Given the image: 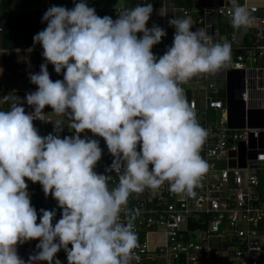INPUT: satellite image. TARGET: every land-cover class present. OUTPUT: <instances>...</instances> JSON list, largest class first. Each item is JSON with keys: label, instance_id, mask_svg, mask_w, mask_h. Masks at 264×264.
Segmentation results:
<instances>
[{"label": "clouds", "instance_id": "obj_1", "mask_svg": "<svg viewBox=\"0 0 264 264\" xmlns=\"http://www.w3.org/2000/svg\"><path fill=\"white\" fill-rule=\"evenodd\" d=\"M231 4L233 29L248 28L249 9ZM152 12L151 3L137 5L113 20L80 0L72 9L53 5L44 13L47 27L33 42L45 63L29 77L37 90L23 99L5 96L10 110H0V264H53L61 249L68 264H131L139 260V242L129 196L165 183L177 195H195L209 170L201 156L208 131L181 85L224 67L232 45L192 31L190 17H174L172 46L157 58L151 49L167 33L146 27ZM49 63L57 74L66 69L63 80L50 79ZM25 101L33 112H25ZM46 106L61 119L52 122L56 135L42 137L33 121H49ZM63 118L75 134L60 138ZM86 131L102 137L114 157L107 171L119 174V184L111 190L109 176L94 171L102 149L98 140L81 138ZM26 179L57 201L62 218L55 225V209H41L37 223ZM35 239L39 251L25 262L17 245Z\"/></svg>", "mask_w": 264, "mask_h": 264}, {"label": "built area", "instance_id": "obj_2", "mask_svg": "<svg viewBox=\"0 0 264 264\" xmlns=\"http://www.w3.org/2000/svg\"><path fill=\"white\" fill-rule=\"evenodd\" d=\"M133 1L135 7L146 5L150 0ZM59 2V6L72 9L80 0ZM54 3V0H41V10H47ZM237 3L250 11V25L246 29H233L231 0H205L197 7L178 4L176 0H160L162 29L167 34L151 49L157 58L173 43L175 28L169 25V20L185 16L191 18L192 31L203 29L213 37L212 43L230 42L232 52L231 60L215 74L192 78L190 81H195L196 86L181 85L199 124L208 131L201 156L209 170L191 197L171 192L168 183L156 190L146 188L129 196L127 212L134 214L133 231L139 242L134 251L139 260L133 259L131 264H156L159 259L164 264H264V180L261 178L264 172V0H237ZM95 10L98 16L108 15L115 20L118 12L128 9L109 6ZM4 30L0 10V52L6 50ZM40 50L43 52L42 47ZM48 71L50 79L56 81L63 80L66 69L57 74L49 63ZM216 79L223 82L216 83ZM34 91L18 90L14 95L23 99ZM23 107L26 113L34 111L26 101ZM43 111L46 114V108ZM45 119L49 120L47 115ZM48 122L33 121L43 137L57 134L54 124L49 129ZM63 123L60 138L75 134L67 126V118H63ZM85 137L98 140L102 149V158L94 171L109 176L110 190L117 187L119 174L107 171L114 157L106 142L90 131L81 133V138ZM33 207L37 211V223L41 209H55V217L62 218L57 201L50 194L46 197L43 189L39 204ZM126 219L122 212L121 220ZM38 243L35 239L18 244L17 254L27 262L29 256L39 251ZM61 252L65 251L61 249Z\"/></svg>", "mask_w": 264, "mask_h": 264}, {"label": "rangeland", "instance_id": "obj_3", "mask_svg": "<svg viewBox=\"0 0 264 264\" xmlns=\"http://www.w3.org/2000/svg\"><path fill=\"white\" fill-rule=\"evenodd\" d=\"M54 2L55 6L60 5L59 0H54ZM176 2L178 4H187L192 7H197L203 5L205 0H176ZM149 3L153 5V12L146 24L147 28L156 25L157 20H160L162 16V9L159 6L160 0H150ZM134 5L135 2L133 0H123L122 2V6L127 7V9H133ZM109 6H113V0H98L96 4H91L89 7L102 9ZM0 10L2 11V19L5 26L3 32V45L4 47H8L5 52L7 56L6 61H0V102L2 104L1 110L7 111L10 110L12 101L11 99L5 101V96L11 97L14 95L13 91L15 90H37V86L30 82L29 77L30 74L40 72V66L43 64V56L42 51L36 48L40 45L34 44L33 37L47 27V22H42L43 15L47 10H41V0H0ZM28 10L30 16L24 12ZM20 23L22 27H20ZM14 38L17 39L16 42L12 40ZM13 55L17 59V61L14 60V63H12L13 59H11ZM10 64L13 65L14 71L17 70L16 75L18 83L16 85H10L8 82L9 78L14 74ZM215 81L219 84L223 82L222 79H216ZM188 85L196 86L197 83L195 81H190ZM45 108L46 115L49 118L48 128L52 129V122L61 118L52 113L50 107L46 106ZM137 150L139 151L140 148ZM222 164L225 165L226 161L223 160ZM261 178L264 180V172H261ZM59 220L60 219L55 217L52 221L53 225ZM158 229L161 230L162 227L160 226ZM55 259H59L63 264H68L66 252H58L54 261ZM155 263L164 264V260L159 259Z\"/></svg>", "mask_w": 264, "mask_h": 264}, {"label": "crops", "instance_id": "obj_4", "mask_svg": "<svg viewBox=\"0 0 264 264\" xmlns=\"http://www.w3.org/2000/svg\"><path fill=\"white\" fill-rule=\"evenodd\" d=\"M97 1L98 0H87V5L90 6L91 4H96ZM122 2H123V0H113V6H110V7L122 6ZM130 9H132V8H130ZM130 9H128V10H130ZM156 25L162 28V25H163L162 16H161L160 20L159 19L157 20ZM5 48H8V47H5ZM36 48L40 49L41 46H38ZM3 52H4V54H3ZM3 52L2 51L0 52V61H2V62L4 61L5 62L6 59H7V56L5 55L6 50L3 51ZM11 59H13L12 63H14V60L17 61V59H16V57H14V55H13V58H11ZM7 61H10V60H7ZM10 65L12 66V71H14L13 65L12 64H10ZM16 73H17V70L14 71L13 76H11L9 78L8 82H9L10 85H16L18 83ZM15 89H17V88H15ZM16 91H18V90H15L13 92L15 93ZM1 109H2V104L0 102V110ZM38 134L43 137V134L40 131H38ZM26 183L28 184V192H29L31 204L33 206H37L39 204V202H40V197H41V193H42V186L38 182L37 183H32L30 180H27V179H26Z\"/></svg>", "mask_w": 264, "mask_h": 264}, {"label": "trees", "instance_id": "obj_5", "mask_svg": "<svg viewBox=\"0 0 264 264\" xmlns=\"http://www.w3.org/2000/svg\"><path fill=\"white\" fill-rule=\"evenodd\" d=\"M28 16H30V13H28L29 12V10L28 11H24ZM2 22H3V19H2ZM20 25V27H22V24L20 23L19 24ZM13 41H15L16 42V38H14V39H12Z\"/></svg>", "mask_w": 264, "mask_h": 264}, {"label": "water", "instance_id": "obj_6", "mask_svg": "<svg viewBox=\"0 0 264 264\" xmlns=\"http://www.w3.org/2000/svg\"><path fill=\"white\" fill-rule=\"evenodd\" d=\"M243 163H244V161H243Z\"/></svg>", "mask_w": 264, "mask_h": 264}]
</instances>
